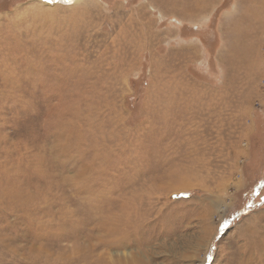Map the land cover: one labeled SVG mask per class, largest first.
<instances>
[{"label":"rangeland","instance_id":"obj_1","mask_svg":"<svg viewBox=\"0 0 264 264\" xmlns=\"http://www.w3.org/2000/svg\"><path fill=\"white\" fill-rule=\"evenodd\" d=\"M0 264H264V0H0Z\"/></svg>","mask_w":264,"mask_h":264},{"label":"snow or ice","instance_id":"obj_2","mask_svg":"<svg viewBox=\"0 0 264 264\" xmlns=\"http://www.w3.org/2000/svg\"><path fill=\"white\" fill-rule=\"evenodd\" d=\"M66 2H70V0H66Z\"/></svg>","mask_w":264,"mask_h":264}]
</instances>
